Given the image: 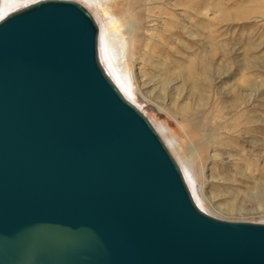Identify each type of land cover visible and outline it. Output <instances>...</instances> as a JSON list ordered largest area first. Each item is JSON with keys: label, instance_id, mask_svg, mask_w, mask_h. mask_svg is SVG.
<instances>
[{"label": "water", "instance_id": "95a60500", "mask_svg": "<svg viewBox=\"0 0 264 264\" xmlns=\"http://www.w3.org/2000/svg\"><path fill=\"white\" fill-rule=\"evenodd\" d=\"M98 36L74 0L0 20V264H264V223L196 205Z\"/></svg>", "mask_w": 264, "mask_h": 264}, {"label": "rangeland", "instance_id": "374dc122", "mask_svg": "<svg viewBox=\"0 0 264 264\" xmlns=\"http://www.w3.org/2000/svg\"><path fill=\"white\" fill-rule=\"evenodd\" d=\"M37 1L40 0H22L7 14ZM74 1L82 4L98 24V54L103 68L153 125L180 167L198 207L220 219L264 223V0H168L167 11L173 15V24L178 21L183 28L164 46L161 22L168 20L158 5L147 0L120 1L114 11L123 22L133 19V36L138 41L136 50L125 57L117 37L130 43V36L126 37L120 28L107 30L105 12L113 14L112 10L105 7L106 11H100L90 0ZM128 4L133 5L130 12ZM149 19L156 24L152 26ZM107 44L112 47V64ZM185 67L186 85L182 91L186 92V102L200 100V96L211 103L230 101L234 93L251 88L248 132L232 138L231 133L215 125V140L193 144L170 101L156 100L154 89L140 87L142 81L152 79L158 89L166 75L180 84ZM190 72L196 79L190 80ZM226 91L230 96L223 98ZM176 141L186 148V154L188 149L195 150L192 163Z\"/></svg>", "mask_w": 264, "mask_h": 264}, {"label": "bare ground", "instance_id": "6f19581e", "mask_svg": "<svg viewBox=\"0 0 264 264\" xmlns=\"http://www.w3.org/2000/svg\"><path fill=\"white\" fill-rule=\"evenodd\" d=\"M21 1L22 0H0V20H2L4 17L8 15L7 12L9 9H11L12 6L19 4ZM90 1L94 4L96 9H100V11H104V10L106 11V8L112 10L113 14H109L105 12L106 20H107V30H109L110 32H114L118 30V28H120L122 29V32L126 37L130 36V43L126 39L121 40L119 37H117L118 38L117 42L120 43L121 51L123 52L124 57L127 52L129 51L134 52L138 46V41L133 36L134 21L132 18H130V20H128L127 22H123L122 17L119 16L116 13V11H114L115 6L118 5L120 1L122 3L123 0H104L99 2L97 0H90ZM109 1H112V3H108ZM147 1L148 2L153 1V3L158 5L156 6L157 9H159V11H161L165 16H167L166 19L168 21L161 22L162 23L161 30L164 32V35L161 36V46L167 45L170 43L172 39L175 38L174 34L180 30L182 25L178 24L179 23L178 21L177 24H173V20H172L173 15L167 11L168 0H147ZM184 3H186V1H184ZM131 5L132 4H128L127 9L129 12L131 9L130 8ZM149 22L151 23L152 26L156 24L154 20L149 19ZM123 24H125L124 27ZM161 46H159L158 49H161L162 48ZM107 47H108L107 56L112 64L113 62L112 47H109L108 44ZM155 47H157L156 44ZM154 51H156V49H154ZM115 52L117 54L116 49ZM104 71L121 92L120 87H118L114 79H112L110 73H108L105 69ZM190 74H191L190 80L196 79L194 78V75H192L191 72ZM181 76H182L181 78L182 82L180 84L179 81H174V78L170 77L169 75H166L165 79H163L162 85L158 89L155 88L156 83L153 82L152 79L142 81L140 87L142 88L151 87L152 89H154L155 92L153 98L154 97L157 98L156 100L159 99L162 102H167L168 100L170 101L169 104L171 103L172 105L171 107L175 111L174 114L180 118L182 122V126L185 127L187 131L191 134L190 138L193 144L198 141L209 142L211 139L215 140L216 139V135L214 134L215 125L217 126V128H221L222 130H224L225 131L224 133H228V132L231 133L230 136H232V138H237L238 135L248 132L249 123L251 122V117L248 115V111H249L248 107L252 104L253 101V96L252 94L250 95L251 88L247 87L246 89L241 90L239 93H234L230 101L221 99L219 101H214L211 103L210 100H208V98L205 99L200 96L199 97L200 100L197 98L191 100L190 102H186L183 101V98L186 99V92L184 93L182 91L183 90L182 87L186 85V67L181 70ZM191 83L193 84L194 87L196 86L198 88L197 86L198 83H195L194 80H192ZM245 85L250 86V84L247 82L245 83ZM229 96L230 95L228 91L223 92V98L224 97L227 98ZM245 96L248 97L244 101L241 100L242 97ZM232 111L233 113L230 114ZM176 145L179 147L181 151H184L185 158L186 155H188L187 156L188 161L192 163V160L195 157V150L188 149V154H186V148L182 146L179 141H176ZM189 156H191V158ZM189 190L191 191L190 193L192 195V198L196 202L192 190L190 188ZM196 195L199 196V194Z\"/></svg>", "mask_w": 264, "mask_h": 264}]
</instances>
